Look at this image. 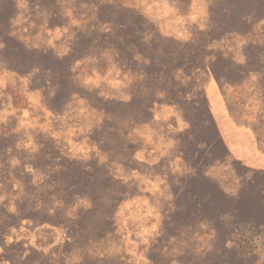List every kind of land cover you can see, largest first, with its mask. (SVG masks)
Wrapping results in <instances>:
<instances>
[{"label": "rangeland", "instance_id": "374dc122", "mask_svg": "<svg viewBox=\"0 0 264 264\" xmlns=\"http://www.w3.org/2000/svg\"><path fill=\"white\" fill-rule=\"evenodd\" d=\"M0 264H264V0H0Z\"/></svg>", "mask_w": 264, "mask_h": 264}]
</instances>
